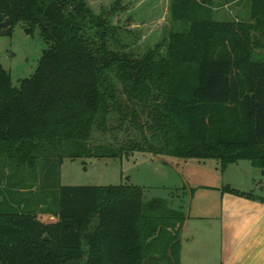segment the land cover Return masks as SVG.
<instances>
[{
  "label": "trees",
  "instance_id": "1",
  "mask_svg": "<svg viewBox=\"0 0 264 264\" xmlns=\"http://www.w3.org/2000/svg\"><path fill=\"white\" fill-rule=\"evenodd\" d=\"M211 2L170 0L180 28L141 52L113 19L119 0L100 12L87 0H0L6 31L39 27L49 44L19 85L0 63L3 167L50 173L140 151L264 172V0H251L250 21L216 20ZM53 185L57 207L40 212L51 221L0 200L13 207L0 208V264H180L182 205L128 183Z\"/></svg>",
  "mask_w": 264,
  "mask_h": 264
},
{
  "label": "rangeland",
  "instance_id": "2",
  "mask_svg": "<svg viewBox=\"0 0 264 264\" xmlns=\"http://www.w3.org/2000/svg\"><path fill=\"white\" fill-rule=\"evenodd\" d=\"M87 1L96 12H100L104 8H110L118 0ZM211 1L209 9L216 20L251 19V0ZM119 2L124 9L114 12L113 19L131 31L126 32L125 39L133 41L135 48L141 52L160 42L171 29L180 28L179 24L175 25L171 21L170 0ZM26 27L25 23H18L11 32L0 27V63L11 72L15 85H19L22 78L30 77L35 72L43 51L49 46L39 27H36L32 34L26 31ZM142 154L136 151L116 158H68L57 172L55 169L50 173L40 167L4 168L3 161L0 160V200L7 198L12 205L22 202L21 209L25 212L38 209L39 219L51 221L56 218L54 215L40 212L43 211L42 207H57L56 189L53 185L56 182L62 185L105 186L125 184L129 178L134 185L142 186L148 197L167 198L175 207L183 205L187 216L190 212V189L206 182L205 180L209 184L230 183L229 185L242 190L254 189L256 193L264 195V190L258 187L264 185V172L261 168L253 166L249 160H240L222 169L220 160L215 158H173V161L165 163L155 160L149 153H144V156L149 155L148 157H143ZM56 178L58 180H55ZM46 182L51 185H45ZM131 182L128 183L133 184ZM25 204L27 205L23 208ZM2 207L13 208L9 203H3L0 205V208ZM184 231L185 227L183 233Z\"/></svg>",
  "mask_w": 264,
  "mask_h": 264
},
{
  "label": "crops",
  "instance_id": "3",
  "mask_svg": "<svg viewBox=\"0 0 264 264\" xmlns=\"http://www.w3.org/2000/svg\"><path fill=\"white\" fill-rule=\"evenodd\" d=\"M142 153L143 157L149 156ZM152 157L159 162L173 161ZM127 180L126 183L131 182ZM206 182L190 189V212L181 241L180 264H264V195L230 183ZM258 187L264 190V185Z\"/></svg>",
  "mask_w": 264,
  "mask_h": 264
},
{
  "label": "water",
  "instance_id": "4",
  "mask_svg": "<svg viewBox=\"0 0 264 264\" xmlns=\"http://www.w3.org/2000/svg\"><path fill=\"white\" fill-rule=\"evenodd\" d=\"M10 24V19H7L6 21L0 23V27H7Z\"/></svg>",
  "mask_w": 264,
  "mask_h": 264
}]
</instances>
